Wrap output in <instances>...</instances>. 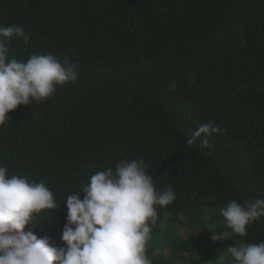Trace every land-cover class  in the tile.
I'll return each instance as SVG.
<instances>
[{
    "label": "trees",
    "instance_id": "16d2710c",
    "mask_svg": "<svg viewBox=\"0 0 264 264\" xmlns=\"http://www.w3.org/2000/svg\"><path fill=\"white\" fill-rule=\"evenodd\" d=\"M13 24L31 39L13 38L9 60L79 62L75 82L0 126V166L43 181L56 201L25 231L66 247L67 197L83 199L91 175L143 158L156 190L176 192L157 206L151 264H209L196 232L176 240V228L203 229L209 214L222 231V207L264 199V0H0V26ZM208 122L221 128L212 147H189ZM234 239L264 242V217Z\"/></svg>",
    "mask_w": 264,
    "mask_h": 264
},
{
    "label": "clouds",
    "instance_id": "9594fccd",
    "mask_svg": "<svg viewBox=\"0 0 264 264\" xmlns=\"http://www.w3.org/2000/svg\"><path fill=\"white\" fill-rule=\"evenodd\" d=\"M13 38L24 44L31 39L21 25L0 26V126L20 106L51 98L58 86L78 79L74 55L62 62L51 53L32 54L26 62L9 60L8 43ZM219 132L218 125L204 123L190 131L186 143L209 149L208 137ZM147 167L143 158L125 159L115 171L108 168L91 175L83 199L67 197L61 237L66 247H57L49 237L38 238L31 228L25 231L38 214L56 207L53 192L43 181L10 176L8 168L0 166V264H151L146 244L158 219L157 206L172 204L176 192L171 186L157 191ZM220 214L225 230L210 231L211 240H233L225 251L234 264H264V242L245 244L233 239L246 236L248 226L264 217V199L230 201ZM215 264H225L224 258L218 256Z\"/></svg>",
    "mask_w": 264,
    "mask_h": 264
},
{
    "label": "rangeland",
    "instance_id": "374dc122",
    "mask_svg": "<svg viewBox=\"0 0 264 264\" xmlns=\"http://www.w3.org/2000/svg\"><path fill=\"white\" fill-rule=\"evenodd\" d=\"M198 218L196 221L199 222ZM200 224H203V229L194 231L191 228H188L186 225L180 224L176 228V236L175 239L177 240L178 237L187 239L192 233L196 232L198 238H200V243H199V248L200 252L203 254V260H208V261H213L215 258H218V256H221L224 258L225 264H234L233 259L229 254L226 253V249L229 245L233 244V240H226V241H219V242H214L211 240V232H217L221 231L219 228L218 222L214 220L211 215L203 214V221L200 222ZM193 227L196 225L195 221L193 224H191ZM196 229V228H194ZM173 238V239H172ZM170 237V241L172 242V245L176 242L174 241V236ZM234 239V238H233ZM235 240V239H234ZM236 241V240H235ZM164 247V248H162ZM162 248V249H161ZM171 248L172 246H161L158 248L159 252L165 253V255L170 258L171 257ZM180 264H182V261H179ZM184 264V263H183Z\"/></svg>",
    "mask_w": 264,
    "mask_h": 264
}]
</instances>
